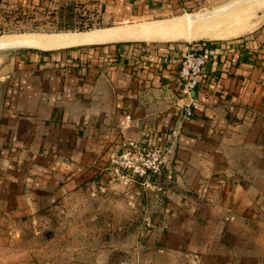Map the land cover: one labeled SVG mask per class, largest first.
Wrapping results in <instances>:
<instances>
[{
	"label": "crops",
	"instance_id": "obj_1",
	"mask_svg": "<svg viewBox=\"0 0 264 264\" xmlns=\"http://www.w3.org/2000/svg\"><path fill=\"white\" fill-rule=\"evenodd\" d=\"M74 1L97 13L103 27L84 33L96 40L46 46L76 34L66 33L0 52V203L20 215L62 204L63 216H79L67 232L84 238L69 264H264V27L232 41L149 44L208 13L175 16L203 0ZM165 20L164 30H138ZM195 44L213 57L181 122L178 69ZM148 137L166 162L142 214V187L112 184L105 167ZM140 216L149 222H130Z\"/></svg>",
	"mask_w": 264,
	"mask_h": 264
},
{
	"label": "rangeland",
	"instance_id": "obj_2",
	"mask_svg": "<svg viewBox=\"0 0 264 264\" xmlns=\"http://www.w3.org/2000/svg\"><path fill=\"white\" fill-rule=\"evenodd\" d=\"M226 1L228 0H203L196 9L175 16L210 12ZM21 6L24 8H17L14 4L0 6V37L25 35L32 37V39L46 38L58 34L85 33L103 27L97 13L75 3L74 0H57L47 7H43L42 4L38 5L36 9H32L31 5ZM169 21L171 20L142 24L138 29L150 30L155 28L162 30V28L167 27L166 23ZM262 27H264V8L255 13L254 26L249 31L236 36L226 39L167 42L177 44L191 42L192 44L199 41H232L249 37ZM148 43L163 45L166 42ZM9 49L16 48L11 47ZM5 50L0 48V52ZM132 183L142 187L139 194L142 203L136 205L135 210L137 213L143 214L147 210V201L145 200L150 199L152 187L151 185L143 186L139 182ZM148 208L151 209V206L149 205ZM64 209L62 204H41L34 209L29 208L28 214L20 215L17 214L13 203L8 205L0 203V264H69L72 258L80 254L73 250L79 247L84 237L69 235L70 232H67V229H70L73 224H75L74 226L80 224V219L79 216H76L75 220L69 219L71 216L66 218L63 216ZM130 222L138 226L149 221L141 219L140 216V218ZM126 223L127 221L121 220L120 225H126ZM73 245L75 248L70 249Z\"/></svg>",
	"mask_w": 264,
	"mask_h": 264
},
{
	"label": "built area",
	"instance_id": "obj_3",
	"mask_svg": "<svg viewBox=\"0 0 264 264\" xmlns=\"http://www.w3.org/2000/svg\"><path fill=\"white\" fill-rule=\"evenodd\" d=\"M204 42L206 41H202ZM211 57L213 55L208 50L200 49L196 44L191 45L181 57L178 69L179 88L182 96L187 99L180 115L181 122L192 115L195 106L192 93L199 82L203 66ZM165 162V148L148 137L143 142L125 143L122 151L109 159L105 171L111 183L128 185L139 182L143 186H150L162 175Z\"/></svg>",
	"mask_w": 264,
	"mask_h": 264
},
{
	"label": "bare ground",
	"instance_id": "obj_4",
	"mask_svg": "<svg viewBox=\"0 0 264 264\" xmlns=\"http://www.w3.org/2000/svg\"><path fill=\"white\" fill-rule=\"evenodd\" d=\"M262 8H264V0H230L222 4L215 10L206 13L205 15L196 16V19L194 20L192 18H189V19L180 18L179 20L172 23V25H170L168 33H157L155 34L157 36L156 37L153 36V37L158 39L156 41H161V39L186 40V41H193V40L206 39V38L207 39H226V38L233 37L240 33L250 30L254 26L255 13L261 10ZM187 28H190V32H185ZM46 38L49 39L50 36ZM65 38L67 39L64 40L63 44H55V43L50 44L49 42V44H47L46 46H55V47L57 45H69V46L71 45L72 46V45L87 43L91 40H96L97 37L94 34L93 36H87V35L82 36L79 34L77 35L76 33L73 35H68ZM41 39H44V38H35V39L30 40L23 36H4V37H0V46L2 47L8 46V45L14 46L16 43L19 45H28V44L30 45L31 41L34 42L36 40L39 41Z\"/></svg>",
	"mask_w": 264,
	"mask_h": 264
},
{
	"label": "water",
	"instance_id": "obj_5",
	"mask_svg": "<svg viewBox=\"0 0 264 264\" xmlns=\"http://www.w3.org/2000/svg\"><path fill=\"white\" fill-rule=\"evenodd\" d=\"M114 37H116V35ZM110 38H113V37H110ZM87 44H90V43H84V44L74 45V47H76V46H82V45H87ZM11 47H15V48H29L31 46H25V45L23 46V45H19V44L16 43L14 46H9L8 45V46L3 47V49H9ZM68 47H73V46H68ZM34 48H38V47H34Z\"/></svg>",
	"mask_w": 264,
	"mask_h": 264
},
{
	"label": "trees",
	"instance_id": "obj_6",
	"mask_svg": "<svg viewBox=\"0 0 264 264\" xmlns=\"http://www.w3.org/2000/svg\"><path fill=\"white\" fill-rule=\"evenodd\" d=\"M202 42V41H199V43Z\"/></svg>",
	"mask_w": 264,
	"mask_h": 264
}]
</instances>
